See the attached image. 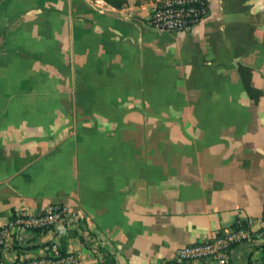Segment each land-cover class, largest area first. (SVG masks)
<instances>
[{
    "label": "crops",
    "instance_id": "obj_1",
    "mask_svg": "<svg viewBox=\"0 0 264 264\" xmlns=\"http://www.w3.org/2000/svg\"><path fill=\"white\" fill-rule=\"evenodd\" d=\"M208 4L177 32L147 0H0V224L55 203L74 264H166L242 218L232 264L264 262V0Z\"/></svg>",
    "mask_w": 264,
    "mask_h": 264
},
{
    "label": "built area",
    "instance_id": "obj_2",
    "mask_svg": "<svg viewBox=\"0 0 264 264\" xmlns=\"http://www.w3.org/2000/svg\"><path fill=\"white\" fill-rule=\"evenodd\" d=\"M208 8V0H158L151 7L147 23L157 30L187 32L201 21ZM260 221V231L255 235L264 237V205L261 209ZM70 222L87 230L85 222L63 205L51 203L35 214H28L21 209L15 210L8 222L0 224V264L76 263L79 256L67 252L61 254V242L57 239L67 230ZM53 231L56 235L50 238L47 253L5 263L6 247L14 236L22 243L33 232L43 234ZM252 237L253 233L246 221L237 218L227 232H218L209 239L193 241L178 248L176 259L169 260L166 264L194 263L210 259H217L222 264H232L234 246L250 241Z\"/></svg>",
    "mask_w": 264,
    "mask_h": 264
},
{
    "label": "trees",
    "instance_id": "obj_3",
    "mask_svg": "<svg viewBox=\"0 0 264 264\" xmlns=\"http://www.w3.org/2000/svg\"><path fill=\"white\" fill-rule=\"evenodd\" d=\"M107 3L115 6V7H121L127 0H105ZM61 248H60V253L65 252V247H66V239L64 236L61 238Z\"/></svg>",
    "mask_w": 264,
    "mask_h": 264
},
{
    "label": "rangeland",
    "instance_id": "obj_4",
    "mask_svg": "<svg viewBox=\"0 0 264 264\" xmlns=\"http://www.w3.org/2000/svg\"><path fill=\"white\" fill-rule=\"evenodd\" d=\"M152 2V6L158 1V0H147Z\"/></svg>",
    "mask_w": 264,
    "mask_h": 264
}]
</instances>
